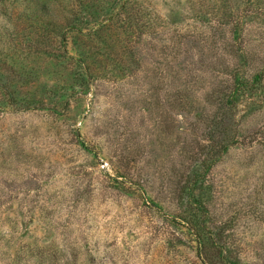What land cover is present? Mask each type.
<instances>
[{"label":"rangeland","instance_id":"rangeland-1","mask_svg":"<svg viewBox=\"0 0 264 264\" xmlns=\"http://www.w3.org/2000/svg\"><path fill=\"white\" fill-rule=\"evenodd\" d=\"M41 1L0 4V264H264V0Z\"/></svg>","mask_w":264,"mask_h":264},{"label":"trees","instance_id":"trees-1","mask_svg":"<svg viewBox=\"0 0 264 264\" xmlns=\"http://www.w3.org/2000/svg\"><path fill=\"white\" fill-rule=\"evenodd\" d=\"M27 1H28V4H29L27 9H34V7L36 5H38V4L41 6V8H39V9H43V8L47 9L45 7L44 3L41 0H27ZM0 4H2V0H0ZM124 4H125V2H124ZM2 9H3V7H2ZM44 11L45 10H38L37 12L33 11V12H30V13H27L24 16V18H27L29 20H32V19L35 20L36 16L38 15V17L36 18L37 25L31 26V27L36 28L37 30H40V31H43V32H49V31L55 30L56 27L50 21H48V17L46 16V12H44ZM36 20H35V22H36ZM81 29L82 28H80V30L74 29V32H76L80 36H83L84 38H88L89 39L90 38L89 35L92 32H90L88 35H85V32L83 33ZM106 29L107 28L105 27V25H103L101 27H98L97 30H95V32H94V35L98 36V40H99L100 44L104 45L103 48L101 49V51H104L105 50L104 48H107L105 46L106 43L109 44V42L107 41V39L105 37V32H107ZM61 38H62L63 43H65L64 36H62ZM16 39H17V36H16ZM24 44H26V43L24 42ZM111 48H112V46H111ZM246 88H247V86L243 87V82L241 80L235 79V83H234L233 87L231 88V90L228 92V95L226 97L228 106L235 107V105L238 104L239 99L240 98H242V99L244 98L243 96H244L245 90H247ZM247 97H248V95H247ZM208 146L209 147H207L206 150L209 151L210 153L209 152H204V153L207 154V155H212L216 151V146L214 144H210Z\"/></svg>","mask_w":264,"mask_h":264}]
</instances>
